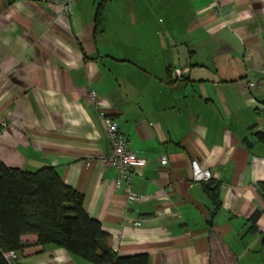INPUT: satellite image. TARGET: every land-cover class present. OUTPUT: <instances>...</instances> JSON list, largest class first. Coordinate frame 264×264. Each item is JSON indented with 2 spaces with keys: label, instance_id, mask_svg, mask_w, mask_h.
<instances>
[{
  "label": "crops",
  "instance_id": "crops-1",
  "mask_svg": "<svg viewBox=\"0 0 264 264\" xmlns=\"http://www.w3.org/2000/svg\"><path fill=\"white\" fill-rule=\"evenodd\" d=\"M63 1L0 0V163L54 167L117 256L264 264V0ZM89 90L148 160L130 181L141 201L93 158L110 142ZM35 240L21 264H92Z\"/></svg>",
  "mask_w": 264,
  "mask_h": 264
},
{
  "label": "trees",
  "instance_id": "trees-1",
  "mask_svg": "<svg viewBox=\"0 0 264 264\" xmlns=\"http://www.w3.org/2000/svg\"><path fill=\"white\" fill-rule=\"evenodd\" d=\"M209 195L217 208L218 196ZM83 208L82 194L65 185L54 167L30 172L0 163V264H9L4 252L27 245L24 235L36 236L28 245L52 243L92 264H149L145 254L117 256L100 223Z\"/></svg>",
  "mask_w": 264,
  "mask_h": 264
},
{
  "label": "built area",
  "instance_id": "built-area-1",
  "mask_svg": "<svg viewBox=\"0 0 264 264\" xmlns=\"http://www.w3.org/2000/svg\"><path fill=\"white\" fill-rule=\"evenodd\" d=\"M76 0H64L62 3V12L68 13L70 9V4L75 2ZM213 6L219 8L221 4L220 0H214L212 2ZM171 76L173 78H181L184 73L187 71V68H175L171 69ZM264 72V69H263ZM89 104L97 111L99 117L102 119L106 126V137L110 142V153L107 155H97L93 156L94 159H100L106 166H113L119 172L118 179H116L114 183V187H118L119 182H123L125 184L124 191L126 195V200L128 203L138 202L144 198V195L138 194L133 191L131 187V179L133 169L136 167H143L148 163V160L144 157L138 156L135 152H133L128 146V140L120 133L118 129V125L116 121L112 118L109 112L104 109L101 103L100 96L94 90H89L87 97ZM4 127L0 123V134H2ZM92 158V159H93ZM160 162L162 164H167V157L163 156L160 158ZM89 165V162H86ZM192 171H193V181L201 182L204 180H208L211 176L208 170L201 169L198 167V164L193 161L192 162ZM135 225H139L140 222L135 221ZM9 264H21L19 261L18 253L14 250L6 251L3 253Z\"/></svg>",
  "mask_w": 264,
  "mask_h": 264
}]
</instances>
